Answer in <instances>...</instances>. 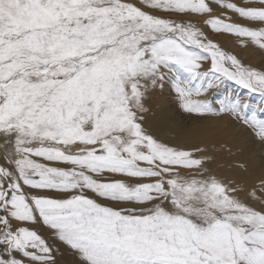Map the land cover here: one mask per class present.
<instances>
[{
  "label": "snow or ice",
  "instance_id": "1",
  "mask_svg": "<svg viewBox=\"0 0 264 264\" xmlns=\"http://www.w3.org/2000/svg\"><path fill=\"white\" fill-rule=\"evenodd\" d=\"M213 2L248 22L210 17L213 32L264 51V0H0V264H60V246L71 264H264V179L257 207L206 148L144 127L168 82L183 113L226 116L264 149V99L208 95L232 81L264 98V69L183 19Z\"/></svg>",
  "mask_w": 264,
  "mask_h": 264
},
{
  "label": "rangeland",
  "instance_id": "2",
  "mask_svg": "<svg viewBox=\"0 0 264 264\" xmlns=\"http://www.w3.org/2000/svg\"><path fill=\"white\" fill-rule=\"evenodd\" d=\"M232 2H235L238 5H248L257 3V1L255 0H232ZM211 6L213 7V12L211 14L185 16L183 17V19L185 21H195L197 26L200 27L201 30L204 31L210 39L218 43L223 50L238 56V58L245 65L254 67L256 64L259 65L260 63L261 68H264V51H261L260 49L252 45L250 42H247L244 46H242L240 40L237 37L230 36L227 34L215 33L209 28V26L204 23L205 20L210 17H220L221 19H227L228 17H231L230 22H239L242 23L244 26H248V22L242 20V18H239L238 14L228 12L226 9L219 7L214 2L211 4ZM255 24L256 23H252V26L257 27V24ZM228 43L233 44V48L232 46H229ZM232 51H235V53H233ZM209 67L210 60L203 62L202 70H207ZM225 91H231L237 95H240L241 97L247 98L252 108H255L257 105H261V101L262 99H264L260 96L259 93L249 94L246 89L242 88L239 85H236L232 81H225L221 90H211L208 95L212 96V99L215 102L223 97ZM213 93L216 94L213 95ZM146 105L150 110L156 111L157 113L162 112L159 106H162L164 110L167 109V116H169L165 118H171L168 120L166 119L168 126L166 130L170 129L174 132H170L168 134V138L170 139L176 138L177 131H181L184 134L190 135L191 133L196 134V131H191L195 127L194 123L206 119H211L212 121L209 120V122H211L210 130H204V132L201 133L202 136H193L195 139L191 136V141L187 143V147L192 148L194 145H196L206 148L208 150L207 154L214 157V159L210 162L214 163V161H217L219 163L227 161L224 164L230 166L229 174L231 176L233 175L232 173H235L237 171L244 174L245 180L242 179L241 182L245 181L243 184H246L245 191L248 195L246 196L248 199L246 201H250L252 204L260 206L261 202L264 201V197L262 201H256L249 195V193L253 189H256L257 195H261V193L259 192V186L260 181L264 179V149H262L261 146L256 142V138L252 133L251 129L245 127L239 122L230 120L226 116L223 118L208 116L206 118L201 119L183 113L182 110L178 107L176 94L171 88L170 83L168 82L165 83V86L162 90L157 89L156 91L150 93ZM260 117L264 118V114H260ZM239 163H244L246 165L247 170L245 171L240 169L237 166ZM211 172H213L211 175H219V172ZM89 195L95 198L93 194ZM37 230L42 236H44L49 241V243L53 242L50 233L46 228H39ZM60 247L61 250H63V252L65 253V255L68 257L69 261L72 262L73 258L67 255V253L64 251L63 246ZM60 264L63 263L60 262Z\"/></svg>",
  "mask_w": 264,
  "mask_h": 264
},
{
  "label": "bare ground",
  "instance_id": "3",
  "mask_svg": "<svg viewBox=\"0 0 264 264\" xmlns=\"http://www.w3.org/2000/svg\"><path fill=\"white\" fill-rule=\"evenodd\" d=\"M255 1H257V0H255ZM257 27H259L258 24H257ZM228 44H229V46H232V48H233V44H231V43H228ZM232 52L235 53V51H232ZM254 67L257 68V69H264L263 67L261 68L260 63H259V65L256 64ZM159 107L161 108V111L162 112L157 113L156 111L150 110L148 113L145 114L144 127H145V129L148 132H150L156 138H158V139H160V140H162V141H164L166 143H169L170 145L188 148L187 147V143L191 141V139H190L191 136H192V138H194L193 136H197L198 137V136L201 135V133L204 132V130L205 131L206 130H210V123L211 122H209V120H211V119H206V120H203V121H199V122L194 123V126L195 127L191 131L192 132H195L196 131V134L197 135L194 134V133H191V132H190L191 133V135H190V134H184L181 131H177L176 132V138L170 139V138H168V134L170 132H172V133H174V132L172 130H170V129L169 130H166L167 127H168L166 121L168 119H170L171 117L168 118V119L165 118V117H168L169 116V115L167 116V112H168L167 109L164 110L162 108V106H159ZM172 136H174V135H172ZM226 162L225 161L224 162H219V163L217 161H214V163L213 162H208V166H207V163H206L205 164V167L209 170V173L210 174L213 173L211 171H214L215 173H218L219 172V175H216V177L218 179H220L221 181H223L224 183H226V184L233 183V184L237 185L241 189V198L242 199H245V200H248L247 197H246L248 195H247V192L245 191L246 184H243L245 181L244 182H241L242 179L245 180L244 174H242L239 171H237L235 173H232L233 175L231 176L229 174V167L230 166L229 165L227 166L226 164H224ZM262 199H263V197H262ZM247 202L251 203L250 201H247ZM257 207H259V206H257ZM61 252L64 253L63 250H61ZM57 259H59V261L62 262L63 264H71V262L69 261L68 257L65 255V253L63 255L58 254L57 255Z\"/></svg>",
  "mask_w": 264,
  "mask_h": 264
}]
</instances>
